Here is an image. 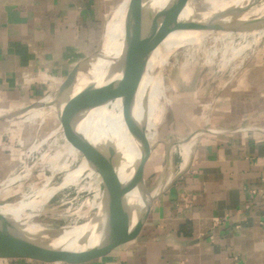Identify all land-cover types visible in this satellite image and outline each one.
<instances>
[{
    "label": "crops",
    "instance_id": "0c3cea01",
    "mask_svg": "<svg viewBox=\"0 0 264 264\" xmlns=\"http://www.w3.org/2000/svg\"><path fill=\"white\" fill-rule=\"evenodd\" d=\"M118 1L0 0V109L42 100L89 59ZM262 93L252 83L220 128L202 127L187 172L153 202L136 240L80 264H264Z\"/></svg>",
    "mask_w": 264,
    "mask_h": 264
},
{
    "label": "rangeland",
    "instance_id": "374dc122",
    "mask_svg": "<svg viewBox=\"0 0 264 264\" xmlns=\"http://www.w3.org/2000/svg\"><path fill=\"white\" fill-rule=\"evenodd\" d=\"M124 1L119 0L109 13ZM261 6L264 7L263 3ZM129 8L130 3L126 6L124 26ZM107 20L108 17L105 24ZM255 38L258 39V34L247 38L234 35L222 43L206 40L193 58L186 57L184 49H180L175 59H170L163 77L169 105L158 130L160 141L150 153L144 169L149 191L158 186L165 171L169 142L180 141L206 124L210 129L220 128L228 118L226 111L241 104L252 83L264 92V35L257 46H250ZM239 71L243 76L239 74L236 78ZM64 80L59 81L52 91L56 92ZM79 84L74 85L73 94L85 87L83 83ZM222 91L227 95H220ZM49 94L39 100V109L0 120V152L4 156L0 162V188L3 182L10 181L0 191L2 202L18 203L36 188L60 182L64 174L78 171L88 154L87 142L92 140L95 125L91 117H98L99 111L89 112L77 127L69 116L61 120L63 101L56 93ZM227 97L233 98L228 101ZM259 100L260 105H264L263 93ZM28 107L30 104H21L0 111L10 115ZM180 161L179 156H171L168 182L175 177L174 167ZM95 189L98 192L105 189L101 170L94 171L91 177L82 176L79 189L69 185L57 190L48 198L43 212L36 219L53 227L73 223L76 217L65 215V212L75 210L78 203L93 195L90 190ZM94 210L77 219L78 224L91 219L97 211Z\"/></svg>",
    "mask_w": 264,
    "mask_h": 264
},
{
    "label": "bare ground",
    "instance_id": "6f19581e",
    "mask_svg": "<svg viewBox=\"0 0 264 264\" xmlns=\"http://www.w3.org/2000/svg\"><path fill=\"white\" fill-rule=\"evenodd\" d=\"M132 1L125 0L124 3L111 13L113 15L109 32L106 34L105 28L101 56H99L95 68L80 73L75 84L80 85L79 83H83L85 86L90 83L97 84L104 78L109 77L107 75H109L116 64L117 58L121 54L125 30L123 22L126 6ZM168 1L144 0L143 5L145 9L157 11L162 9ZM245 1L190 0L185 6L182 18L184 20L191 18L204 19L207 16L221 13L240 5ZM262 3L264 5V0ZM260 14H264L263 6L252 8L241 16L240 20H247L250 17ZM254 34H258V39L255 38V42L250 44L253 47L258 45L264 35V29L249 32L201 31L174 23L165 24L157 32L147 51L143 72L134 90L132 92L129 91L127 77H120L109 90L103 104L96 108L99 111V115L98 117H91L95 124L92 132V140L91 142H87L88 154L86 157L84 156L85 159L82 161L80 169L64 174L60 182L51 186L49 183L36 188L31 193L25 195V199L18 203L10 204L0 201V212L16 220L18 226L24 232L39 235L42 239H48L50 234L58 232L60 234L59 238L57 240H51V244L53 246L61 245L73 249L77 245V240L82 237L86 229L84 225L78 224L77 219L88 216L92 209L98 210L101 208L105 196V189L100 192L97 189L90 190L93 192V195L78 203L75 210L66 209L65 215L76 217L75 221L71 224L53 227L37 220L36 217L43 212L48 198L57 192V190L69 185L79 189L82 176L87 174L88 177H91L94 171H100L93 156L92 145L96 147L112 146L114 148L118 177L121 181H125L134 171L135 165L142 154V150L151 149L152 152L153 148L160 141L158 130L165 118L166 109L169 105L164 90L163 77L169 61H171L170 59H175L180 49H184L183 52L186 57L193 58L195 53L201 48L202 42L206 40L212 43H222L234 35L247 38ZM39 108L38 105L30 108L26 112ZM5 114L6 116L9 115L0 111L1 117H4ZM129 122L132 124L131 130L129 129ZM167 146L168 151H166V155L169 152L170 159L172 155L174 157L179 156L181 159L174 167V176H177L186 171L190 164L194 140L192 139L183 143L175 140L169 142ZM170 167L171 163L164 171L159 183L164 175L166 177L165 180H168ZM8 184H10V181L3 182L0 191ZM156 191L157 187L151 191V195H154ZM129 205L135 210L132 214V224H134L137 216L136 212H139L143 207L136 190L129 197Z\"/></svg>",
    "mask_w": 264,
    "mask_h": 264
},
{
    "label": "water",
    "instance_id": "95a60500",
    "mask_svg": "<svg viewBox=\"0 0 264 264\" xmlns=\"http://www.w3.org/2000/svg\"><path fill=\"white\" fill-rule=\"evenodd\" d=\"M143 1L133 0L130 3L128 20L124 26L121 54L107 75L109 77L97 84L90 83L73 94L78 75L89 69L95 57L101 56L102 37L98 48L89 59L77 64L56 92L53 90L49 94L56 93L63 101V108L60 112L61 120L69 116L75 126L80 127L84 117L103 104L109 90L120 77H127L129 91L132 92L143 72L147 51L157 32L165 24L174 23L201 31L249 32L264 29V14L240 20L241 16L252 8L261 6L262 0H246L240 5L204 19L191 18L188 20H184L182 15L190 0H169L162 9L157 11L145 9ZM39 104L40 102L37 101L28 108H23L6 117H0V120L20 116ZM128 125L131 130L132 124L129 122ZM207 131H209L207 128L200 129L179 142H188L198 134ZM92 151L101 170L105 184V196L101 208L91 219L82 224L86 229L82 237L77 240V245L73 249L61 245L53 246L51 240L59 238L58 232L50 234L48 239H42L39 235L24 232L16 220L0 212V259H28L50 264H80L104 255L115 247L128 244L139 236L153 202L187 171L175 176L169 182L165 180L164 175L157 186V191L151 195L144 176L145 164L151 149L142 150L134 171L125 181H121L118 177L116 154L112 146L92 145ZM169 164L170 157L167 152L165 170ZM135 190L138 192L143 207L136 212V221L132 224V214L135 210L129 205V197Z\"/></svg>",
    "mask_w": 264,
    "mask_h": 264
}]
</instances>
